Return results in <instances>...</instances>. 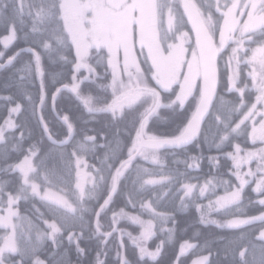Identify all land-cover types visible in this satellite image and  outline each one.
<instances>
[{
    "label": "snow or ice",
    "instance_id": "6c2138e0",
    "mask_svg": "<svg viewBox=\"0 0 264 264\" xmlns=\"http://www.w3.org/2000/svg\"><path fill=\"white\" fill-rule=\"evenodd\" d=\"M0 264H264V0H0Z\"/></svg>",
    "mask_w": 264,
    "mask_h": 264
},
{
    "label": "trees",
    "instance_id": "16d2710c",
    "mask_svg": "<svg viewBox=\"0 0 264 264\" xmlns=\"http://www.w3.org/2000/svg\"><path fill=\"white\" fill-rule=\"evenodd\" d=\"M206 163V162H205ZM205 170H207V168L205 167ZM208 231H214V230H212V229H209Z\"/></svg>",
    "mask_w": 264,
    "mask_h": 264
}]
</instances>
